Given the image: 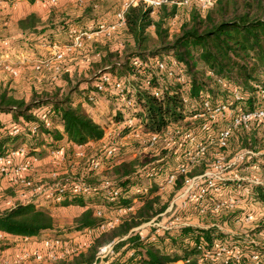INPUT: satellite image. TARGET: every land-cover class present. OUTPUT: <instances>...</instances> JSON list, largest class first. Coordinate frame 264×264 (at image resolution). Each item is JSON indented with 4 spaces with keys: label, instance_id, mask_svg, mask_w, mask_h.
<instances>
[{
    "label": "trees",
    "instance_id": "obj_1",
    "mask_svg": "<svg viewBox=\"0 0 264 264\" xmlns=\"http://www.w3.org/2000/svg\"><path fill=\"white\" fill-rule=\"evenodd\" d=\"M17 1H29L33 4L44 0ZM185 1L178 0L169 3L171 5L164 4L159 7L157 20L151 17L153 8L146 9L141 3L129 6L125 13L126 25L123 28L128 36L127 44L124 43L122 51H114L108 44L94 43V58L97 61L94 60L91 67L89 65L84 72L85 78L88 77L89 80L82 82L85 83L86 91H78L81 85L79 84L76 88L79 94L77 93L75 98L67 96L69 94H65V89L61 87L54 88L53 93L40 90L33 91L28 99L17 98L11 93L7 83L0 85V114L11 116L9 122L0 120V156H7L21 147H26V157L43 160L48 157L49 151L64 148L69 161L56 179L63 188L62 191L55 192L61 201L49 200L41 205L21 202L16 195H12L13 205L0 208V232L15 237L64 238L61 237L60 231L55 229L54 209L69 207L86 209L76 220L73 232L77 233L85 229H97L103 223V217L95 215L97 209H101L103 213H114L118 209L134 206L133 200L138 199L139 206L134 212L124 215L118 226L101 231L84 252L61 262L94 264L99 249L117 239L120 240L118 244L124 245L123 250L115 252L112 257H107L103 264H178V262L200 264L204 252L199 249L201 243L205 245V252H214V247L222 241L239 246L240 261L229 264H251L249 257L262 251L264 245L247 240L250 234L230 235L216 227L207 229L199 226L182 227L166 231L154 238L151 234L134 238L130 236L134 229L150 222L167 208V205H163L156 209L159 198L153 195L155 192L151 187L148 194L131 190L144 186L142 183L144 175L137 173V170L145 166L144 162H148L149 159L146 158L150 156L140 152V156L127 157L129 152L138 151V143L137 148L131 146L119 148L117 156L105 161L104 168L110 170L112 177V186L109 188L102 187L100 173L88 170V162L97 158L91 156V151H87L86 158L77 166L72 162L75 155L74 145H85L87 148L90 144L96 145L103 139L109 121L119 125L124 121V116L120 112L114 114L110 112L106 121L97 120L91 115L89 110L96 104L89 100L90 94L96 92L93 83L104 73L125 78L133 76L144 78L145 76L140 75L141 70L132 63L137 57L144 61L156 57L174 59L184 69L185 75L184 81L179 83L164 73L158 78L153 74L156 70L155 72L151 70L153 73L150 84L162 90L160 98L154 97L151 90L142 85L140 79L129 83L140 107L138 116L142 117L143 125L148 132L161 133L171 124L181 123L186 117L188 107L193 110L194 116L204 98H208L213 105H218L219 102L227 104L235 113H253L264 109V0H215L212 7L203 11L192 6L188 19L182 23L180 31L171 35L166 27L167 22L175 17L178 2L182 4ZM40 22L35 14L18 21V28L23 36L19 38L17 45L23 51L32 47V42L36 44L42 40L55 42L54 31L47 30V26L39 30ZM47 24L53 26L52 18L48 19ZM74 24L62 22L60 29L69 33L70 29L75 28ZM151 27L154 28V39L149 33ZM13 43L11 42L12 46ZM126 46L130 48L129 52L126 51ZM124 60L127 65L122 63ZM127 67L129 72L123 73ZM63 81L67 86L72 83L67 73H63ZM214 88H223L230 95L227 94L228 98L225 100L215 101L212 96ZM235 93H238V98ZM96 95L100 98L101 94ZM107 100L108 107L113 110L112 102L109 98ZM45 107H49L52 112L50 116L52 130L46 128L38 116V112ZM15 128L20 129L19 133H12ZM255 129L261 130L264 138V128L254 121L249 129L233 130L228 144L235 131L249 132ZM128 130V126L121 127L122 134H126ZM186 176L193 175L189 172ZM30 177L33 179L32 174ZM79 179L90 187L92 191L90 195L77 193L68 185ZM184 179V175L178 176L177 189L183 186ZM113 189L119 192V197L117 201L111 203L107 201V196ZM11 190L16 192V189ZM253 190L259 200H262L260 202H264V185H256ZM212 202H205L208 212L213 206ZM228 211L231 212L233 209ZM240 213L239 211L232 215H223L222 221L218 222L233 225L239 219ZM263 230L264 226H259L249 233L259 234ZM13 246V243L0 242V251ZM201 264L212 263L203 259Z\"/></svg>",
    "mask_w": 264,
    "mask_h": 264
},
{
    "label": "built area",
    "instance_id": "obj_2",
    "mask_svg": "<svg viewBox=\"0 0 264 264\" xmlns=\"http://www.w3.org/2000/svg\"><path fill=\"white\" fill-rule=\"evenodd\" d=\"M55 1L56 0H44L40 2L53 3ZM175 1L176 0H131L130 3L125 4L122 9L115 14V21L110 23L102 22L95 29L96 32L89 33L87 31L72 28L68 33L70 38L69 43L64 44L57 41L44 42V48L61 58L65 52H73L76 49H79L83 45V40L92 39L95 33L97 36H110L112 33L123 29L126 25L125 13L129 6H137L140 2L145 8L156 9L164 4L174 3ZM201 1L204 8L212 6L215 2V0ZM0 51V66H4L7 70H10V73L16 77L18 73L14 70L15 67H11V65H15L10 58L13 53L11 40H2L0 42ZM21 54L23 58L20 59V65H28L33 62L31 58L25 56L23 53ZM46 61L40 60L39 64ZM132 63L135 67L141 70L140 75L145 76L146 78H136L134 76L125 78L118 77L111 73H104L93 85L96 92L90 94L89 100L93 103H97L98 98L96 93L108 94L114 106V109L112 110L113 114L120 112L124 116V121L121 125L109 121L110 126L105 130L103 139L97 143L102 144L101 153L95 160L88 162L87 167L88 170L101 173L105 170V161L117 156L119 148L123 146V141L127 139H134L135 143L139 144V148H137L138 151L136 152L156 155L159 152L165 151L176 156L177 159L182 157L188 162L186 165H178L174 171H171L170 174L166 176L165 181H163L167 185L175 186L178 176H185L182 192L175 200L177 201L175 209V204H172L166 212L164 211V213L159 214L147 223L150 225L149 227L153 229L151 236L154 238L166 231L194 226L188 217H180L181 215H178V212L186 211L188 207L192 205V208L195 211L194 213L205 214L207 212L205 202L207 200L213 201L208 197H211V195L213 197L222 194L227 188L228 184L226 182L232 180L225 176V172L233 166H236L238 163H247L249 162L247 160H251L253 157L257 156L254 151H245L238 154L233 161L226 163V156L220 153L219 155H216L214 158L215 161L206 172L197 176H186L190 172V167H193L200 162L199 157L204 155L207 142L209 144L215 142L218 147L224 148L227 147L228 140L230 139L233 130L239 128L249 129L254 121H257V124L264 128V109L253 113H234V110L231 109L229 105L222 103L213 105L208 98H204L201 101L200 109H198L197 113L194 115V118L203 120L198 127L187 126L184 128L174 126L171 128L168 126L161 133L148 132L145 130L142 117L138 116L140 107L132 93L129 83L136 79H140L142 80V85L150 89L154 97L160 98L162 90L159 87H154L150 84L153 73L151 70H154V72L156 70V72H158V74L156 72L153 73L158 76V78H160L161 73H164L169 78H175L177 82L181 83L185 78L184 69L174 59H159L157 57L154 59H148L147 61L137 57L133 59ZM235 96L238 98V93H235ZM51 114L52 112L49 107H45L38 112V116H40L41 120L44 122L45 127L50 130L53 129V123L50 120ZM223 122H228V124L215 133L212 130L213 127ZM123 126H128L129 128L126 134H122L121 127ZM19 130V128H15L12 133L17 134L19 133ZM204 134H207V136ZM107 138H109L108 142L106 141ZM92 146H94V144H90V147ZM73 148L80 150L79 153L75 150L76 156H79L80 159L86 158L84 151L87 146L74 145ZM26 153L27 148L21 147L16 151L9 153L7 156H0V177L7 178L12 182L13 186L16 185L17 187H15V189L18 193L21 192V194L19 193L20 195L31 192L39 200L61 201V198L55 195L57 190H63L59 182L46 188H44L46 183L39 182V184H36L33 182L35 180L30 177L31 171L33 167L38 166L37 164L42 160L35 157H26ZM48 153L49 155L47 158L51 160L55 158L60 159V162L57 164L52 160L56 164L53 166H61V164H65L67 161L64 148L58 151H49ZM17 156H21L22 160L12 163L11 161ZM160 172V168H153L150 167V165H145L137 170V173L143 174L144 177L149 180L154 179ZM56 176L57 175L55 174L52 177L56 180L59 175ZM235 181L237 182L235 189L243 190V194L246 196L245 199H249L254 187L261 184L258 181L247 180L246 178H237ZM245 182H248V184ZM165 184H160L159 190H163ZM68 185L77 193L90 195L92 192L90 187L80 179L73 180ZM111 186L112 183L110 185L102 184L103 188H109ZM19 188H24L26 192L19 190ZM140 192L148 194L149 187L147 185L142 186ZM38 194H41V196H38ZM118 197L119 192L117 190H110L108 192L107 201L113 203L114 201H117ZM11 201L13 200L11 199ZM133 201L134 206L118 209L114 213H103L101 209H97L95 215L103 217V223L97 229H85L83 232H77L75 235L68 237V240L56 237H43L41 239L35 237H15L0 232V242H4L9 238L16 239L14 241V246L7 249L10 251L9 253L5 254V251L7 250L0 251V264H56L61 261L70 260L74 256L84 252L90 246L89 243H83L80 240L81 234L96 235L101 231L110 230L118 226L123 220L124 215L134 212L136 207L139 206L138 201L140 200L134 199ZM227 201L228 202L218 200L213 201V206L211 207L210 212L212 214H218L220 211H223V209H234L240 203V200L237 198H230ZM12 205L13 203L10 206ZM166 213H171L170 217L166 220L163 218L161 220L162 222L160 221L161 223H156L157 218L165 216ZM253 222L254 218L252 215L243 213L240 215L236 223L246 226ZM224 226L226 227L227 224L213 223L208 226L199 227H204L205 229L216 227L220 231L225 232ZM259 226L264 225H255L252 227V230ZM225 233L235 235L233 232ZM259 235L264 236V230L261 231ZM115 244L116 241L100 248L94 264H103V259L114 256ZM199 249L204 251L200 264L203 259L208 260L212 264H229L231 262L235 263L240 261L239 246L237 244L228 243L227 241H222L220 244H217L214 247V252H205V245L202 243L199 246ZM249 259L251 264H264V248L258 254L250 256ZM178 264H182V262H178Z\"/></svg>",
    "mask_w": 264,
    "mask_h": 264
},
{
    "label": "rangeland",
    "instance_id": "obj_3",
    "mask_svg": "<svg viewBox=\"0 0 264 264\" xmlns=\"http://www.w3.org/2000/svg\"><path fill=\"white\" fill-rule=\"evenodd\" d=\"M130 1L131 0H56L53 3L47 2L46 3L47 10H45L47 14L46 15L44 14L43 20L38 17L41 21L40 24H38V27L40 30V28H42L43 26H47L46 27L47 30L54 31L55 41L67 44L69 43V36L67 30L63 31L60 29V24L62 22L65 21L73 22L75 23L74 26L76 29L87 31L89 33L90 32L94 33L96 32L95 29L97 28V26L102 22L110 23L115 21V14L118 11H120L125 4L130 3ZM24 2L30 3L29 1L0 0V22L3 23L0 24V39L7 38L11 40L12 37L11 42H14L13 43L14 45L12 46L13 53L11 54L10 58L15 63V65H11V64L10 65L12 68L15 67L14 70L17 71L18 73V75L14 77L10 73V70H7L4 66H0V85L7 83V87L10 89L11 93L17 98L28 99L33 91H40V90H46L53 93L54 88L57 89L60 87L65 89L64 92L65 94L66 93L69 94L67 96L69 97L71 96L72 98H75L76 94L77 93L79 94L78 92L79 90L84 92L86 91L84 89L85 83L82 82L89 80L88 77L85 78L84 72L87 70V67L89 65L91 67L92 65L91 63L94 60L97 61L94 58V54H95L94 43H99L101 45L108 44L112 50L122 51L125 46L124 43L127 44L128 42V36L125 30L121 29L123 31H116L112 33L110 36L108 35L97 36L95 33L92 39H84L83 45L79 49H76L73 52H65L61 58L58 57L53 52H50L46 48H44L43 40L37 44L32 42L31 44L33 46L29 47L26 51H23L17 45V41L20 39L17 38V34H16L17 27L15 26L12 17L15 15L16 16L22 15L25 12V10H24V6H20L19 9L15 7L17 9V12L14 14L12 12V7ZM138 4H140V2ZM192 6L197 7L201 11L207 9L203 7L201 0H186L182 4H179L178 2L176 15L173 19H169L166 26L171 35L177 34L180 31V27L182 23L188 19ZM152 10L153 11L151 13V17L154 20H157L160 9L156 8ZM19 11L21 12L19 13ZM49 18L50 19L52 18V24L54 23L53 26L47 24ZM149 33L154 39L155 34L153 27L149 29ZM126 49H127L126 51L129 52L130 48H128V46H126ZM21 53L31 58L33 62L28 65H20L19 64L20 59L23 58L21 56L22 55ZM40 60L41 61L47 60V61L42 64H39ZM122 63H125V65L128 64L125 60ZM124 72L125 73L129 72V68L124 69L123 73ZM63 73H67L69 80L72 81V83H70L69 86H67V84L63 81ZM79 84L81 85L78 91L76 92L77 90L76 88L79 86ZM92 91L93 90H91V92ZM227 94L230 95V93H227L223 88H214L212 91V96L215 101L227 99L228 98ZM104 95H106L109 98L108 94H103L102 96ZM93 106L95 108V119L105 120V121L108 120L110 108L106 106L103 101H98ZM192 111L193 110H191L188 107L184 121H182L179 124L176 123V124H171L169 126L171 128H173L174 126L184 127V128L186 126L198 127L201 124L202 120H198L194 118L193 116L194 112ZM226 124H228V122L220 123L217 126L213 127L212 130L216 133L221 128H224ZM234 133L235 135L231 139L226 149L218 147L215 142L213 144H209L207 142L204 155L199 157L200 162L198 164H196L193 167H190V173L193 176L203 174L211 167V165L215 161L214 158L216 157V155H219L220 153L226 156L227 159L226 163H228L233 161L238 154L243 153L245 151H252V149H256V151L254 150L253 151L254 153L257 154V156L253 157L251 160H247L249 162L247 163L245 162L244 164L238 163L236 166H233L232 168L228 169L225 172V176L227 178L232 179L233 181L229 180L226 182L228 185L227 188L223 191V193L215 195L213 197L212 195L211 197H208L213 201L218 200L223 202L224 201L228 202L227 200H229L230 198H237L240 200V203L233 209V211L230 212L227 209H223V211H220L218 214H212L211 212L208 211L205 214L194 213L195 211L193 210L192 205H190L189 206L190 208L188 207L186 211H179L178 215H181L180 217H188L190 219V222L193 223L194 226L195 225L208 226L213 223L216 224L221 222L223 219L221 217H223V215H227V214L232 215L233 213L235 212L238 213L239 211L241 212L240 214L243 213L250 214L254 218L253 223L246 226H243L242 224L234 223L233 225H227L226 227L224 226V231L233 232L235 235H243V236L250 234V237H248L247 240L254 241L255 243H260L264 245V236H261L258 233L254 235H252V233H249L250 231H252L253 226L264 225V202H260L262 200H259L258 196L254 194L253 192L254 190H252L249 199H245L246 196L245 194H243V190L235 189V185L237 183L235 180L237 178H246L247 180L258 181L261 183L258 185H264V138L262 137L263 132L261 130L257 131L255 129L249 132L235 131ZM204 135L207 136V134ZM108 139L109 138H107L106 140L107 142ZM97 145L92 146L91 148L88 146V148H85V151L83 149L85 155L87 156V151L88 152L91 151L92 157L98 156L101 153L100 151L102 148V144L99 143ZM130 146L132 148L136 147V143L134 139H127L123 141V146H122L123 149L129 148ZM75 150L78 153L80 151L74 148V152ZM139 153L140 152H131V153L129 152L127 157L134 158V156L136 155L140 156ZM152 156L153 155L150 154V156L146 158L149 159V161L144 162V164L150 165V167L153 168H160L161 172L157 174L156 177L152 180L146 179L144 177L142 183L144 185H147L149 188L151 187L155 192L153 195H156L159 198V202L157 203L158 206H156V209H159L163 205H167V208L164 210L166 212V210L172 204H175L174 205V209H175L177 203V201L175 200L182 192L183 186L180 189H177L176 185L175 186L167 185L163 181H165L166 176L170 174L171 171H174L178 165L180 164L186 165L188 164V162L184 160L182 157L177 159L176 156L169 154L165 151L159 152L158 154L154 155L156 157H152ZM52 160H54L56 164L60 162L59 158H55ZM52 160L51 159H49V161L46 160L45 162H43L44 164L33 167L31 174L33 179L35 178L34 179L35 181H33L34 183L39 184L40 176L43 178V175H45L47 179L44 188L51 187L52 185L58 183L57 180H55L52 176H54L55 174L57 176L60 175L62 173V169H64V167H67L66 165L68 164L69 161L67 160L66 163L61 164V166L59 165L53 166L56 164ZM81 160L82 159H80L79 156L74 155L72 162H74V166H77ZM100 178L102 184L110 185L112 183V177L110 175V170L108 169L103 170L100 173ZM248 182L245 183L248 184ZM160 184H165V188L163 190H159ZM0 187L2 189V191L0 192V201H11L14 195H16L17 198L19 197V200L22 199L23 195H20L17 192V190L16 192L14 191L15 193L11 190V189H15V187L17 186L16 185L13 186L12 182H10L7 178L0 177ZM19 190L26 192L24 188L23 189L19 188ZM131 190L136 193L140 192V189H137L135 187L132 188ZM10 191L12 192V194H10ZM38 196H41V194L40 195L38 194ZM243 200L245 201V203L248 204L251 203V205L250 206L247 205L248 207L246 206V208H242L244 202L241 203V201ZM164 211L162 213H164ZM82 213L83 211L79 208L62 209L58 212L53 213L55 215L54 217L55 229L57 231H60L61 237H64L63 239H67L68 237H71V235L76 234L73 232V229L76 226V220L82 215ZM170 215L171 213H166L165 216L158 217L156 223H161L162 222L161 220L163 218L166 220L170 217ZM149 226L150 225L146 223L136 228L135 230H133V234H131L130 236H133L134 238V237H144L146 235L151 234L153 229ZM97 235L98 234L96 235L81 234L80 240L83 243L91 244L93 243ZM119 241L120 240L117 239L116 244L114 246V252L116 253H119L124 248V245L118 244ZM2 244H12V241L6 240L2 242ZM103 260L105 262L107 261L106 258ZM56 264H68V263L58 262Z\"/></svg>",
    "mask_w": 264,
    "mask_h": 264
},
{
    "label": "crops",
    "instance_id": "obj_4",
    "mask_svg": "<svg viewBox=\"0 0 264 264\" xmlns=\"http://www.w3.org/2000/svg\"><path fill=\"white\" fill-rule=\"evenodd\" d=\"M39 3V4H38ZM28 4V5H27ZM41 4V5H40ZM41 7H40V6ZM20 6H24V10L25 12L20 15V16H13V20H14V24L15 26L17 27V38H21L23 36V33L22 31L18 28V21L21 20V19H24L25 17L31 15V14H35L37 17L41 18L42 20L44 19V14L46 15L47 13L45 12V10H47V7H46V3H42L40 1H37L36 3L34 4H30V3H27V2H24V3H21V4H17L15 6L12 7V12L15 14L17 12V9L20 8ZM17 7V9L15 8ZM23 8V7H22ZM21 11H19L20 13ZM39 14V15H38ZM69 36V35H68ZM10 38V37H9ZM2 40H8L7 38H3V39H0V42ZM10 40V39H9ZM11 40H12V37H11ZM69 41H70V38H69ZM79 54V53H78ZM88 76V75H87ZM94 85V83H93ZM103 94L100 95V98H98V101H103L105 103L106 106H108V97L106 95L102 96ZM110 101H111V98H109ZM97 101V102H98ZM108 108V107H107ZM91 115L95 118V108H92L89 110ZM112 114V110L109 111V114ZM0 120L4 121V122H9L11 120V116L8 115V114H0ZM98 120V119H97ZM110 126V125H109ZM97 145V144H96ZM94 145V146H96ZM22 160V157L21 156H17L15 159H13L11 162L12 163H15V162H18V161H21ZM46 160L49 161V158H46L44 160H42L40 163H38V166L44 164L43 162H45ZM35 179V178H34ZM40 181H47L46 179V176L43 175V178L40 176ZM2 191L1 187H0V192ZM21 194V192H19ZM24 193V192H23ZM19 199V197L17 198ZM25 199V200H24ZM21 202H25V203H30V202H34V203H40L41 205L43 204H46V201H42V200H39L38 198H36L35 195H33V193L31 192H27V193H24V195L22 196V199H20ZM7 202V203H6ZM14 201H0V208H7L9 207ZM244 202L243 203V207L242 208H246L247 205H251V203H245V201H242ZM248 207V206H247ZM70 209L71 208H76V207H69ZM69 208H57V209H54V212H58L62 209H69ZM81 209L83 212L86 210L84 208H79ZM55 217V215H54ZM16 239H12V238H9L8 241H12V243H14ZM10 251L7 250L5 251V254L9 253Z\"/></svg>",
    "mask_w": 264,
    "mask_h": 264
}]
</instances>
